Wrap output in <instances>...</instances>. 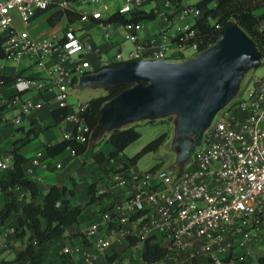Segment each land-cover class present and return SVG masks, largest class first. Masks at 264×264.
<instances>
[{"label":"built area","instance_id":"obj_1","mask_svg":"<svg viewBox=\"0 0 264 264\" xmlns=\"http://www.w3.org/2000/svg\"><path fill=\"white\" fill-rule=\"evenodd\" d=\"M143 1L122 0L117 12L125 14L140 9ZM83 4L92 7L81 8ZM58 9L79 11V19L101 20L109 5L105 0H0V48L4 54L0 69L7 60L17 61L30 53L34 55L35 67L43 71L40 77L16 73L9 80L0 73V87L9 83L12 89L9 96L0 94V113L3 106H15L18 112L10 119L20 121L39 106L32 94L54 87L58 107H68L63 119L73 124L70 131L63 133V138L84 141L87 131L91 133L84 117L89 99L77 98L70 105L69 93L81 74L143 57L136 35L143 23L140 19L122 22L125 38L134 43L126 57L116 50L110 60L92 67L84 57V51L91 45L72 25L73 21H69L61 34L40 38L27 29L44 11L51 10L50 16ZM201 14L200 7L183 5L176 16L184 21L188 15L196 18ZM101 23L108 24L103 20ZM192 23L185 21L172 34L161 31V42L152 57L171 59L166 49L173 47L180 55L186 47L181 41L173 42L171 37L193 36ZM189 47L193 54L198 52L195 41ZM261 61L264 64V56ZM247 91L246 96L230 101L216 112L192 158L181 168L173 165L135 168L122 151L109 157L107 178L96 193H106L112 186L120 185L125 195L121 201L100 209L99 218L87 224L83 232L88 244H65L62 252L68 256L80 252L85 264H243L248 261L264 220V75ZM40 153L36 152L33 163H39ZM12 160L11 151L0 155V169H8ZM147 238L165 248L159 260L149 261L141 256L132 262H122L117 256L108 258L112 249L122 251L131 241L143 243Z\"/></svg>","mask_w":264,"mask_h":264},{"label":"water","instance_id":"obj_2","mask_svg":"<svg viewBox=\"0 0 264 264\" xmlns=\"http://www.w3.org/2000/svg\"><path fill=\"white\" fill-rule=\"evenodd\" d=\"M261 59L254 40L230 19L212 44L189 57H140L81 74L75 83L80 89L101 87L111 93L128 83L102 103L90 138L98 140L130 123L172 115L173 166L181 168L216 112L236 96L245 72Z\"/></svg>","mask_w":264,"mask_h":264},{"label":"trees","instance_id":"obj_3","mask_svg":"<svg viewBox=\"0 0 264 264\" xmlns=\"http://www.w3.org/2000/svg\"><path fill=\"white\" fill-rule=\"evenodd\" d=\"M196 6L202 9V14L196 17L192 23L195 34L182 38H180V34L174 35L171 37L173 42L181 41L184 47H189L195 41L197 50L200 51L219 37L228 20L234 19L254 40L260 53L264 56V26L259 27V20L264 17V0H198ZM259 7L262 8V11L256 13L255 10ZM63 16L69 21H74L79 19L81 14L79 11L58 9L47 19L50 23L55 24ZM152 16H154L153 10L146 11L140 8L133 10L129 17L114 12L106 20H141ZM216 24H219V27ZM3 56V51L0 48V58ZM12 76L3 75L6 80L11 79ZM126 85L128 83L119 85L111 93H102L89 98V105L84 111V117L90 131L98 122L99 109L102 103ZM67 111V106L53 109L52 114L55 121H61ZM26 135L28 138L29 134ZM139 135L140 132L135 127V123L113 129L105 134V140L112 146L108 154L106 155L99 150L91 152V155L97 162L101 163L109 157L117 155L119 151H123ZM167 135H169L168 132H162L151 139L136 153L128 157V162L135 164L144 153L156 149L166 139ZM96 143L97 141H93L90 138V132L87 131L84 141L75 138H62L59 141L44 144V148L49 154L53 155L69 147L77 155ZM10 151L13 155L12 164L0 176V190H3L6 194V200L0 208V221L6 220L12 214L17 215L15 234L24 241V246L17 252L14 260L26 259L28 264L65 262L68 258V255L62 252V248L66 244L65 229L77 221L78 215L84 206L82 203H74L67 197V194L73 195L74 193L75 179L69 173L67 174V183L59 184L55 182L49 184L41 201H37L36 198L39 193L37 183L33 178L27 176L23 169V162L26 157L17 150V147H12ZM17 185L23 186L29 192V200L22 205H18L16 201L17 195L14 188ZM87 187L91 195L86 204L93 202L97 196L104 194L95 195L96 181L90 182ZM141 252L145 259L157 261L164 255L165 248L147 238L142 243ZM5 262L0 261V264H5ZM243 263L251 264L249 261H243ZM253 264H264V253L259 254Z\"/></svg>","mask_w":264,"mask_h":264},{"label":"crops","instance_id":"obj_4","mask_svg":"<svg viewBox=\"0 0 264 264\" xmlns=\"http://www.w3.org/2000/svg\"><path fill=\"white\" fill-rule=\"evenodd\" d=\"M105 1H107L109 9L106 16L101 20L108 22L107 25L102 24L101 20H96L91 17L85 19H76L75 21H73L75 22V24H73L75 25L74 27L78 29V32L82 33V35L91 45V48L86 49L84 51V57L89 60L92 67H99L102 63L110 60L113 57V54L104 55V53L112 47H117V50H120L124 57H126L128 52L134 47V43L131 40L125 38L126 30L123 26V21L106 20V18L109 17L111 14L117 12V9L119 7L115 10H110L109 2H111V0ZM149 3V0H144L141 9H144L146 11H154V16L148 18H153L156 16V14L160 17V22L162 26H166V28L162 29L161 31L166 30L169 27V22L172 23L173 19L176 17L178 9L183 6L181 0H163L162 4L157 3L156 5H150ZM84 7L90 8L92 7V5H81V8ZM130 14L131 12L129 13V16ZM122 15H124L125 17H129L127 16V13ZM143 27L144 24L140 29L136 31L138 42L142 45L140 48V54L143 57H152L161 42L160 33L146 34L145 37L141 39L138 36V31L141 30ZM106 31L109 32L108 35L105 34ZM126 41L131 43V47L123 49V43ZM169 55L177 56L179 54L177 49L174 47L170 51ZM180 55H182V51ZM183 58H186V56H184ZM33 61L34 55L26 53L17 61L7 60L4 63L3 67L0 69V73L3 75H13L18 73L29 77L42 76L43 71L41 69L36 68ZM55 91L56 89L54 87H46L45 89L40 90L37 93L33 92L34 94H32V96L36 99V101L39 102V106L35 109H32L29 113L23 115L20 121H13L12 119H10V117L14 116L18 112V109L15 106H3L1 107L2 109L0 113V126L6 131H4V135H0V155L6 153L7 151H10L12 147H17V150L26 157V160L23 162V169L25 174L33 178L37 183L39 189V193L36 198L37 201H41L44 195V193L42 192V186H48L51 183H55L57 174L56 172H58L59 169L65 167L66 164L70 163L77 156L80 157V154H77L76 156V154H74L69 147H66L64 150L53 155L49 154L44 148V144H50L61 140L63 138V133L72 129L73 124L67 119H62L60 121L65 125V129L62 130L63 132L61 137L58 138L57 135H54L52 132L48 131V135H46V140L42 142L41 145L32 148L29 153H26L23 150L22 145H24L29 139L36 137L38 131H42L50 127L51 125L57 123L52 114V110L58 108L57 102L54 99ZM11 93L12 89L10 88L9 83L0 87L1 96L6 97L9 96ZM69 97H72L74 99L69 100ZM77 98L83 99L77 92L72 89L68 96V103L72 105V103L75 102ZM7 112L9 113L8 117H6ZM51 120H53V123H51ZM3 121H5V123L1 124ZM25 123L28 124L27 129L25 128ZM27 133L29 134L28 138L26 137ZM11 135L14 136V138H12ZM3 140H5L4 143H2ZM108 145L109 146L106 149H100L106 155L112 149V146L109 142ZM37 151H41V153L37 156L39 163L35 164L33 163L32 158L36 156ZM96 151L98 150L95 149V151L93 152ZM105 161L106 164L103 166L102 163H104ZM105 161L101 162L102 167H100L95 160L94 162L91 161L92 163H95V166L93 167V170L90 173L93 175L92 181H96L97 188L99 185H101V183L104 182H100V179L103 176L104 169H108L107 159ZM57 163L60 164L59 167L57 166ZM85 165V162L84 164L80 165L78 168V172H84L83 170H85ZM131 166L138 168L136 166V163L131 164ZM5 171L6 169H0V176L3 175ZM85 173L86 172H84V174ZM42 181L45 182L43 185ZM90 182L85 181V184H83V190L78 187L80 184L77 185V183H75V185L73 186V195L67 194V197H69V199L74 203H80V200L87 201L91 195L90 192H88L87 187ZM14 192L17 195L16 201L18 205H22L24 202L29 200V192L23 186L17 185L14 188ZM95 195H98L96 191ZM124 195V187L120 185H114L108 192L102 194L101 196H97L93 202L84 205L80 214L78 215L77 221L73 225L65 229V234L67 235L65 239L66 244H88L89 242L83 232L84 228L90 221L99 218L100 209L104 208L108 204L121 201ZM5 200L6 194L3 190H0V208L4 204ZM92 204H96L98 206V209H95L93 207L89 208ZM16 224L17 215L15 214H12L4 221H0V261H6L5 264H28V261L26 259L14 260L17 252L24 246V241L15 234ZM141 249L142 242L131 241V245L122 251L115 248L112 249L111 251H113V253L109 254L108 258L112 259L117 256L121 259L122 262H132L142 256ZM57 264L85 263L82 254L79 252L68 256L65 262H58Z\"/></svg>","mask_w":264,"mask_h":264},{"label":"rangeland","instance_id":"obj_5","mask_svg":"<svg viewBox=\"0 0 264 264\" xmlns=\"http://www.w3.org/2000/svg\"><path fill=\"white\" fill-rule=\"evenodd\" d=\"M150 5H156L162 4L163 0H149ZM183 5H195L197 0H181ZM110 3V10H115L117 9L120 4L121 0H111ZM211 4V3H210ZM85 8V7H84ZM109 10V11H110ZM262 11V8H257L255 10L256 13H260ZM51 10H46L42 14H40L38 17L34 18L29 24H28V30L31 32V34L35 38H40L42 36H49L52 34V32H57L60 34L63 30V28L69 23V20L63 16L59 21H57L55 24H52L49 22L47 19L48 15L50 14ZM127 16H129V13H127ZM195 20L194 17L191 15H188L186 19L183 21L179 17H175L171 22H169V27L166 29L167 34H172L174 32H178L182 25L184 24L185 21L187 22H193ZM141 23L144 24V27L138 31V36L143 39L146 34H157L161 33L162 29H165L166 26H162L160 22V17L156 14L155 17L153 18H144L141 19ZM75 24V22L72 23V25ZM75 26V25H73ZM264 26V17H262L259 20V27ZM131 47V43L126 41L123 43V49ZM174 48V47H173ZM117 50V47H112L108 51L104 53V55H114ZM171 49H166V54H170ZM193 54V50L190 47H186L185 49L182 50V55H177V56H169V58H174V59H182L184 56L189 57L190 55ZM264 75V64L261 61L260 64H258L255 67L250 68L247 70L241 79L240 82V88L236 94V96L232 99L238 100L239 98H242L246 96L249 92L247 91L248 88L252 87L254 82L261 76ZM75 92H77L81 98L87 99L92 96H97L99 94L105 93V90L102 89L101 87H84V88H73ZM74 99L72 97H69V100ZM231 100V101H232ZM9 113L7 112L6 117H8ZM53 123V120H51ZM5 121H3L1 124H4ZM135 127L139 130L140 135L134 139L132 142H130L124 149H123V155L125 158H128L132 156L134 153H136L141 147H143L146 143H148L151 139L155 138L162 132H168L169 135H167L166 139L156 148L147 151L144 153L136 162V166L141 169H148L151 167H168L173 165L175 153L171 148V138H172V132H173V123H172V115L166 116L163 118H157L153 120L149 119H144L140 121H136ZM130 123V124H134ZM20 124V123H19ZM25 128H28V124L25 123ZM65 129V125L58 121L56 124L51 125L50 127L38 131V134L36 137H33L29 139L23 146V150L26 153H29L32 148L41 145L42 142L46 140V135H48V131L52 132L54 135H57V137H61L62 135V130ZM5 129H3L0 126V135H4ZM12 138L14 136L11 135ZM106 136L105 134L97 140V143L94 146L89 147L86 149L83 153L80 154V157L77 156L74 158L70 163L66 164L65 167L61 168L56 172V182L61 184V183H67V174L71 173L75 179V183L79 185L78 187L81 188L82 190L84 189L83 184H85V181H92L93 180V175L90 173L93 170V167L95 166V163H92L91 161L94 162V158L91 155V152L95 151L97 149L98 151L100 149L104 150L106 149L109 145L108 142L105 140ZM5 140L2 141L4 143ZM21 146V147H22ZM96 161V160H95ZM85 162V167L83 170L86 172L80 173L78 172V168L80 165L84 164ZM97 162V161H96ZM100 167H102L100 162H97ZM100 163V164H99ZM103 166L106 164V161L102 163ZM156 165V166H155ZM107 167L108 169H104L103 171V176L100 179L104 181L105 178H107L108 172H109V163L107 162ZM89 172V173H87ZM99 182V183H100ZM45 182L42 181V185ZM75 185V184H74ZM98 185V184H97ZM47 190V186H42V192L45 193ZM78 199V198H77ZM79 200V199H78ZM80 203L86 205V201L80 200ZM95 208L98 209V206L91 205L89 208ZM253 255L248 259L251 264H253L256 261V257L259 254L264 253V220L261 226V229L258 233L257 238L253 241ZM244 264V263H243Z\"/></svg>","mask_w":264,"mask_h":264}]
</instances>
